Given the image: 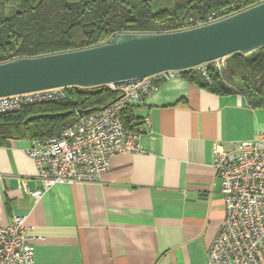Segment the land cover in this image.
<instances>
[{"label": "crops", "instance_id": "1", "mask_svg": "<svg viewBox=\"0 0 264 264\" xmlns=\"http://www.w3.org/2000/svg\"><path fill=\"white\" fill-rule=\"evenodd\" d=\"M225 83L231 92L183 75L160 81L133 104L138 151L113 155L96 181L56 183L37 201L32 139H0V225L25 215L34 264H211L224 217L213 146L230 150L264 134V108Z\"/></svg>", "mask_w": 264, "mask_h": 264}, {"label": "built area", "instance_id": "2", "mask_svg": "<svg viewBox=\"0 0 264 264\" xmlns=\"http://www.w3.org/2000/svg\"><path fill=\"white\" fill-rule=\"evenodd\" d=\"M233 9L212 11L205 17L206 21L199 19L195 23L212 22L235 13L231 12ZM226 57L188 69L207 78L208 67L224 68ZM182 71L162 70L139 81L107 84L120 91L118 98L88 113L76 112V119L57 135L33 138L27 154L41 183V188L30 191L34 200L56 183L96 181L108 169L113 155L138 151L143 128L139 124L135 128L128 127L122 117L123 109L141 102L158 88L160 81L181 75ZM65 97V87L0 96V113ZM143 123H149L148 116L143 117ZM263 140L264 134H258L254 140L234 143L230 150L219 144L213 146V166L220 179L224 217L208 249L211 264H264ZM32 229L25 215H14L11 222L0 225V264H34Z\"/></svg>", "mask_w": 264, "mask_h": 264}, {"label": "trees", "instance_id": "3", "mask_svg": "<svg viewBox=\"0 0 264 264\" xmlns=\"http://www.w3.org/2000/svg\"><path fill=\"white\" fill-rule=\"evenodd\" d=\"M152 0H0V62L17 56H34L78 49L106 42L117 32L174 31L195 26L212 11L236 12L262 0H184L154 7ZM156 5V4H155ZM206 21V19H205ZM204 21V22H205ZM208 77L187 69L183 76L214 93H229L225 81H236L254 108H264V46L249 53H232ZM66 97L29 104L0 113V139L57 135L77 116L101 108L120 91L108 85L65 87ZM133 104L122 111L124 123L135 128ZM71 111L65 116H43L24 122L32 114ZM77 112V113H76Z\"/></svg>", "mask_w": 264, "mask_h": 264}, {"label": "water", "instance_id": "4", "mask_svg": "<svg viewBox=\"0 0 264 264\" xmlns=\"http://www.w3.org/2000/svg\"><path fill=\"white\" fill-rule=\"evenodd\" d=\"M261 46L264 0L180 30L117 32L97 45L1 61L0 96L53 87L122 85L162 70H185ZM70 112L32 114L24 122Z\"/></svg>", "mask_w": 264, "mask_h": 264}, {"label": "rangeland", "instance_id": "5", "mask_svg": "<svg viewBox=\"0 0 264 264\" xmlns=\"http://www.w3.org/2000/svg\"><path fill=\"white\" fill-rule=\"evenodd\" d=\"M179 1V2H183L184 0H152L151 4L154 7H163V6H170L172 3ZM156 4V5H155Z\"/></svg>", "mask_w": 264, "mask_h": 264}]
</instances>
